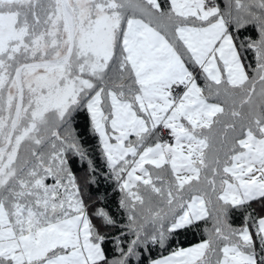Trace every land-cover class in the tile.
Listing matches in <instances>:
<instances>
[{
	"label": "snow or ice",
	"instance_id": "6c2138e0",
	"mask_svg": "<svg viewBox=\"0 0 264 264\" xmlns=\"http://www.w3.org/2000/svg\"><path fill=\"white\" fill-rule=\"evenodd\" d=\"M0 264H264V0H0Z\"/></svg>",
	"mask_w": 264,
	"mask_h": 264
},
{
	"label": "trees",
	"instance_id": "16d2710c",
	"mask_svg": "<svg viewBox=\"0 0 264 264\" xmlns=\"http://www.w3.org/2000/svg\"><path fill=\"white\" fill-rule=\"evenodd\" d=\"M200 83L202 84L203 81L201 80ZM77 127L80 130L81 135L84 138L86 144L90 145V144L95 143V141L91 138V136L87 134V120L83 115L78 118ZM77 168L79 169L77 171V175H82L83 168H81L79 164H77ZM105 190H107V193H108L107 203H108L109 207H111L113 210H115V197L112 195V187L106 181L101 180V182H100V193L99 194L102 195L105 192ZM94 195H95V193H94ZM253 206L256 207L257 205L254 204ZM234 223L239 224L240 223L239 218H236L234 220ZM201 237H202V231L200 229L189 230L186 234L182 233L180 236L181 246L187 247L189 245H192V244L200 241ZM105 248H106V251H107L109 257H111L113 255L112 246L111 245H105ZM159 254H160L159 251L153 252V256H157ZM163 254L166 255L167 252H164Z\"/></svg>",
	"mask_w": 264,
	"mask_h": 264
},
{
	"label": "rangeland",
	"instance_id": "374dc122",
	"mask_svg": "<svg viewBox=\"0 0 264 264\" xmlns=\"http://www.w3.org/2000/svg\"><path fill=\"white\" fill-rule=\"evenodd\" d=\"M199 242V241H198ZM198 242H196V243H198ZM196 243H194V244H196ZM194 244H192V245H194ZM189 246H191V245H189ZM188 247V246H187Z\"/></svg>",
	"mask_w": 264,
	"mask_h": 264
},
{
	"label": "crops",
	"instance_id": "0c3cea01",
	"mask_svg": "<svg viewBox=\"0 0 264 264\" xmlns=\"http://www.w3.org/2000/svg\"><path fill=\"white\" fill-rule=\"evenodd\" d=\"M167 255V254H166Z\"/></svg>",
	"mask_w": 264,
	"mask_h": 264
}]
</instances>
